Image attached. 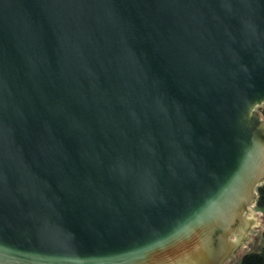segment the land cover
<instances>
[{
  "label": "water",
  "instance_id": "1",
  "mask_svg": "<svg viewBox=\"0 0 264 264\" xmlns=\"http://www.w3.org/2000/svg\"><path fill=\"white\" fill-rule=\"evenodd\" d=\"M263 104L264 0H0V264H225Z\"/></svg>",
  "mask_w": 264,
  "mask_h": 264
},
{
  "label": "rangeland",
  "instance_id": "2",
  "mask_svg": "<svg viewBox=\"0 0 264 264\" xmlns=\"http://www.w3.org/2000/svg\"><path fill=\"white\" fill-rule=\"evenodd\" d=\"M254 211L263 212L264 209H257L254 207ZM260 224V228L256 227L251 228L249 232H252L249 239H246V242L242 245V247L233 255L230 259H228L225 264H239L242 256L245 253L260 251L264 246V239L262 236V231L264 230V219Z\"/></svg>",
  "mask_w": 264,
  "mask_h": 264
},
{
  "label": "trees",
  "instance_id": "3",
  "mask_svg": "<svg viewBox=\"0 0 264 264\" xmlns=\"http://www.w3.org/2000/svg\"><path fill=\"white\" fill-rule=\"evenodd\" d=\"M259 113L264 118V104L258 108ZM257 209H264V184L257 188ZM262 236L264 239V230L262 231ZM239 264H264V246L260 251L245 253Z\"/></svg>",
  "mask_w": 264,
  "mask_h": 264
}]
</instances>
